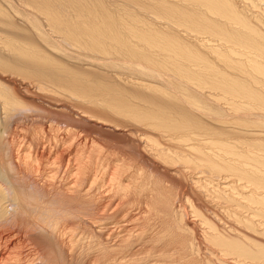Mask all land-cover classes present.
Returning <instances> with one entry per match:
<instances>
[{
  "label": "bare ground",
  "instance_id": "obj_1",
  "mask_svg": "<svg viewBox=\"0 0 264 264\" xmlns=\"http://www.w3.org/2000/svg\"><path fill=\"white\" fill-rule=\"evenodd\" d=\"M0 264H264V0H0Z\"/></svg>",
  "mask_w": 264,
  "mask_h": 264
},
{
  "label": "rangeland",
  "instance_id": "obj_2",
  "mask_svg": "<svg viewBox=\"0 0 264 264\" xmlns=\"http://www.w3.org/2000/svg\"><path fill=\"white\" fill-rule=\"evenodd\" d=\"M180 182H181V184H179V185L177 184V185H178V186L176 185L177 187L175 186V190L177 189V190H176L177 192L180 191V192H178V193H179L178 195L180 196V193H182L183 191H186V190H187L186 192L189 193V190H188L187 186L185 187V185H183L182 181H180ZM184 188H185V189H184ZM183 189H184V190H183ZM186 192H183V193H184V196L187 197L188 193H186ZM186 197H185L184 200H186V199H187V200L191 199V200H189L190 203H191V201H192V202H193V201H196V200L192 199L191 197H189V198H186ZM184 202H186V203L184 204ZM184 202H183V204H184L185 207H186L185 210H186L187 213H189V215H188L187 217H189V219H191V218H193V217L191 216L192 213L189 212V209H191V208H190V203H187V201H184ZM198 203H199V202H198ZM198 203H197V204H198ZM200 203H201V202H200ZM201 204H202V203H201ZM198 206H199V205H198ZM199 207H200V206H199ZM190 216H191V217H190ZM86 254H87V253H86ZM87 255H88V254H87Z\"/></svg>",
  "mask_w": 264,
  "mask_h": 264
}]
</instances>
